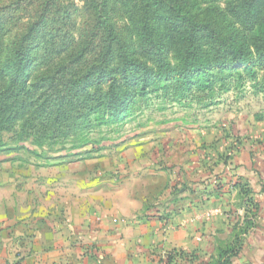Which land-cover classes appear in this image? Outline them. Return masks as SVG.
<instances>
[{"label":"trees","instance_id":"trees-1","mask_svg":"<svg viewBox=\"0 0 264 264\" xmlns=\"http://www.w3.org/2000/svg\"><path fill=\"white\" fill-rule=\"evenodd\" d=\"M27 1L0 4V133H12L19 147L29 143L36 155L53 153L52 146L69 139L71 149L81 148L78 137L93 121H121L137 111L136 100L149 89L167 93L173 88L176 92L170 94L180 99L193 88L213 91L216 79L222 86L232 73L240 76L241 65L252 76L254 65L264 67V0H224L223 7L221 0H211L210 7L197 0H121L129 21L126 36L116 32L109 15L114 0H82L87 16L77 39L69 11L41 0V12L34 11L26 31L6 47L8 30L29 8ZM53 5L51 12L48 7ZM49 12L63 14L58 28L49 27ZM34 47H41L43 57L63 52L68 56L53 74L32 79L28 67ZM171 53L178 59L175 66ZM49 60L47 55L44 63ZM63 148L64 144L59 151ZM48 153L46 158L56 157ZM222 163L227 166L231 160L227 157ZM240 191L252 210L240 225L233 224L231 241L219 245L207 264H235L244 235L255 226L251 190L242 185ZM193 259L192 252L171 249L157 264H191Z\"/></svg>","mask_w":264,"mask_h":264},{"label":"rangeland","instance_id":"rangeland-1","mask_svg":"<svg viewBox=\"0 0 264 264\" xmlns=\"http://www.w3.org/2000/svg\"><path fill=\"white\" fill-rule=\"evenodd\" d=\"M8 1L0 0V4ZM48 1L57 2L61 10L69 11L72 35L77 39V31L87 16L83 1ZM210 1L197 0L202 7H210ZM223 1H220L222 7ZM27 2L31 3L29 8L21 11L20 18L8 30L6 47L26 31L34 20V11L41 12L43 1ZM120 4L121 0H114L109 15L116 32L126 36L129 21ZM53 7H48L51 12ZM51 12L49 18L53 22L49 27L58 28L57 20L64 18L63 14ZM236 28L240 29L241 25L237 23ZM30 53L34 56L28 67L32 79L53 74L68 56L63 52L43 57L41 47H34ZM47 55L49 65L44 63ZM169 60L172 66L178 63L174 53ZM244 67H239L240 76L232 73L222 86L223 81L216 79L213 91L193 88L180 99L174 98L175 93L170 94L176 92L173 88L167 93L149 89L143 98L136 100V112L114 123L93 121L78 137L81 148L71 149L72 139L55 144L53 153L47 152L54 158H46V152L36 155L29 143L19 147L21 143L15 142L12 133L1 132L0 178L6 174L12 178L0 184L3 197L0 208L4 216L17 221L27 218L30 223L26 225L39 218L46 229L55 231L62 228L61 219L72 220V216L98 227L104 209L125 212L128 215L121 217L125 222L174 217L180 203L170 200L171 192L177 193L167 169H171L172 176L182 171L184 178L190 173L188 178H194L203 174L204 168L238 156L240 148L264 145V67L254 65V76ZM80 150L89 153L73 154ZM11 189L13 200L6 202L5 196ZM207 213L205 219L214 214L209 210ZM83 224L81 221L74 227ZM84 240L78 236L70 242Z\"/></svg>","mask_w":264,"mask_h":264},{"label":"crops","instance_id":"crops-1","mask_svg":"<svg viewBox=\"0 0 264 264\" xmlns=\"http://www.w3.org/2000/svg\"><path fill=\"white\" fill-rule=\"evenodd\" d=\"M234 158L227 166L221 161L204 168L194 178H188L191 173L184 178L182 171L172 176L167 169L177 193L171 192L170 200L180 203L176 215L168 219L125 222L121 220L128 215L125 212L104 209L98 227L72 216L61 219L62 228L55 231L46 229L42 219L26 225L27 218L17 221L0 208V264H157L158 257L171 249L192 252L191 264H207L219 245L231 241L233 224L240 225L252 210L240 191L242 185L251 190L248 196L256 203L255 226L244 235L234 263L264 264V145L240 148ZM11 179L6 174L0 184ZM12 200L11 189L4 201ZM208 210L214 214L205 219ZM81 221L83 226L74 227ZM78 236L86 240L70 242Z\"/></svg>","mask_w":264,"mask_h":264},{"label":"built area","instance_id":"built-area-1","mask_svg":"<svg viewBox=\"0 0 264 264\" xmlns=\"http://www.w3.org/2000/svg\"><path fill=\"white\" fill-rule=\"evenodd\" d=\"M162 255H164V254H162Z\"/></svg>","mask_w":264,"mask_h":264}]
</instances>
